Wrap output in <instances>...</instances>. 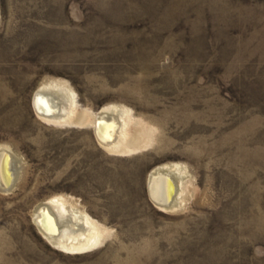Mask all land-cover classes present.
Returning a JSON list of instances; mask_svg holds the SVG:
<instances>
[{
  "label": "rangeland",
  "instance_id": "374dc122",
  "mask_svg": "<svg viewBox=\"0 0 264 264\" xmlns=\"http://www.w3.org/2000/svg\"><path fill=\"white\" fill-rule=\"evenodd\" d=\"M44 89L123 110L126 147L44 120ZM0 147L17 164L0 264H264V0H0ZM165 165L183 169L168 212L149 196ZM52 198L96 244L41 235Z\"/></svg>",
  "mask_w": 264,
  "mask_h": 264
},
{
  "label": "bare ground",
  "instance_id": "6f19581e",
  "mask_svg": "<svg viewBox=\"0 0 264 264\" xmlns=\"http://www.w3.org/2000/svg\"><path fill=\"white\" fill-rule=\"evenodd\" d=\"M58 93L47 89L37 92L34 107L40 117L55 124H92L99 142L105 149L115 151L126 147L128 142L125 140L129 135L128 122L125 120L127 113L118 108H104L98 113L76 112L78 106L74 101L70 99L67 103L60 99L61 94ZM84 113L86 115H83ZM5 153L10 156L7 166L11 184L17 173L15 157L9 150L0 147V188L5 185L6 180ZM181 170L183 169L176 165L159 166L149 176V196L163 211L168 212L178 207ZM34 214L41 235L53 245L64 249L92 246L96 232L91 219L64 199L52 198L42 202L36 207Z\"/></svg>",
  "mask_w": 264,
  "mask_h": 264
},
{
  "label": "water",
  "instance_id": "95a60500",
  "mask_svg": "<svg viewBox=\"0 0 264 264\" xmlns=\"http://www.w3.org/2000/svg\"><path fill=\"white\" fill-rule=\"evenodd\" d=\"M10 159V156L7 154V153H5L4 154V160L6 161V163H5V169H6V180H5V185L2 187V188H0V192L1 193H6V192H9L10 190H11V188H12V186H13V184H14V181H13V183L11 184V178H10V173H9V168H8V166H7V164H8V160ZM14 179V178H13ZM15 180V179H14Z\"/></svg>",
  "mask_w": 264,
  "mask_h": 264
}]
</instances>
